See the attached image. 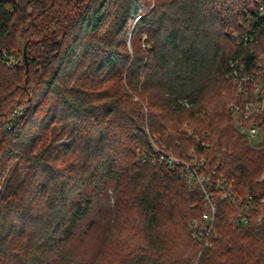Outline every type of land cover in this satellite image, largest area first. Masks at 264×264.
<instances>
[{
	"label": "trees",
	"instance_id": "16d2710c",
	"mask_svg": "<svg viewBox=\"0 0 264 264\" xmlns=\"http://www.w3.org/2000/svg\"><path fill=\"white\" fill-rule=\"evenodd\" d=\"M260 5L0 0V264H264V110L256 144L233 116L264 101Z\"/></svg>",
	"mask_w": 264,
	"mask_h": 264
},
{
	"label": "built area",
	"instance_id": "2783aa9c",
	"mask_svg": "<svg viewBox=\"0 0 264 264\" xmlns=\"http://www.w3.org/2000/svg\"><path fill=\"white\" fill-rule=\"evenodd\" d=\"M256 15L264 22V5L259 6L256 12ZM255 31L256 30L254 31L251 30L250 32H246V33H240V34L237 33L233 35V38L237 39L244 48H247V47L252 46L254 42L256 41V36L254 34ZM7 63L8 65H15L18 63V59L14 57H10L7 60ZM231 67H232L231 77L238 84L240 91L248 92L249 89L247 88V83H249L252 80V77H253L252 74L246 73L245 67H240L238 69L234 63L231 64ZM259 67L262 69L264 73V54L261 57V62L259 63ZM186 104L187 106L189 105L188 103ZM263 110H264V101H261V102L247 101L243 105H237L233 107V116L236 120V124H237V128L239 132L242 135H244L252 144H256L262 138L263 129L258 125L245 126L242 124L241 120L247 119L253 116H257ZM17 116L18 114L16 112L13 116V119L6 126L7 130L12 129L15 126ZM156 152H158V154L160 155L159 157H160L161 163H165L172 170L176 169V166L179 163L178 159L174 158L173 156L169 154L164 153L159 148H156ZM201 162L203 164L204 159ZM152 163L155 164L156 162L153 161ZM194 165H198V162L195 161L193 164H190V163L185 164L186 174L188 175V178L190 181L199 180V183L203 187L204 180L197 175V171ZM225 195L227 197V193ZM206 198H207V205L210 208L209 212L204 214V219L206 223L204 226H202L198 220H194L191 223V228H192L193 237L200 241H203L205 248L207 247L211 248V235L214 232L215 215H216L217 209L214 204V200L211 198V195L206 193ZM262 202H264V199L262 200ZM244 209H245L244 213H242L240 219L242 223H247L248 215L246 212L249 210V205L248 206L246 205ZM259 220H261V218Z\"/></svg>",
	"mask_w": 264,
	"mask_h": 264
},
{
	"label": "rangeland",
	"instance_id": "374dc122",
	"mask_svg": "<svg viewBox=\"0 0 264 264\" xmlns=\"http://www.w3.org/2000/svg\"><path fill=\"white\" fill-rule=\"evenodd\" d=\"M249 142H250V141H249ZM258 142H259V141H258ZM260 142H261V141H260ZM250 143H251V142H250ZM202 179H203V178H202ZM203 180H204V179H203ZM196 181H197V183H199V180H196ZM199 184H200V183H199ZM200 185H201V184H200ZM203 187H204V186H203ZM203 187H202V190H203L204 192H206L207 194H210V195H211V198H213L212 194L208 191V189H206V188L204 189ZM224 197L226 198V195H224ZM213 200H214V199H213Z\"/></svg>",
	"mask_w": 264,
	"mask_h": 264
},
{
	"label": "water",
	"instance_id": "95a60500",
	"mask_svg": "<svg viewBox=\"0 0 264 264\" xmlns=\"http://www.w3.org/2000/svg\"><path fill=\"white\" fill-rule=\"evenodd\" d=\"M24 56H25V59H26V57H27V56H26V50L24 51Z\"/></svg>",
	"mask_w": 264,
	"mask_h": 264
}]
</instances>
